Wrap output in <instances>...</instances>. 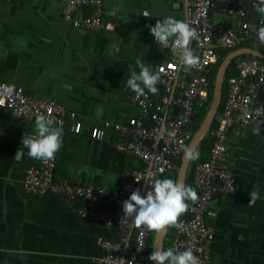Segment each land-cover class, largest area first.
I'll return each instance as SVG.
<instances>
[{
	"label": "crops",
	"instance_id": "0c3cea01",
	"mask_svg": "<svg viewBox=\"0 0 264 264\" xmlns=\"http://www.w3.org/2000/svg\"><path fill=\"white\" fill-rule=\"evenodd\" d=\"M168 15L185 20L183 1L103 0L104 19L114 28L89 32L63 18L60 2L0 0V82L57 102L81 120L78 134L63 127L56 180L112 192L128 179L137 161L115 150L102 123L125 125L136 114L124 90L129 65L140 59L158 71L170 64L172 52L149 35ZM33 122L0 108V264H100L97 240L112 239L114 231L79 217L63 196L22 189L25 168L38 162L21 146ZM223 165L234 192L214 198L206 215L214 230L212 264H264V134L230 128ZM251 191L258 197L250 203Z\"/></svg>",
	"mask_w": 264,
	"mask_h": 264
},
{
	"label": "built area",
	"instance_id": "2783aa9c",
	"mask_svg": "<svg viewBox=\"0 0 264 264\" xmlns=\"http://www.w3.org/2000/svg\"><path fill=\"white\" fill-rule=\"evenodd\" d=\"M54 1L62 4L63 18L77 29L95 32L114 28L104 19L103 0ZM182 1L185 20L199 35V39L189 45L199 57V64L185 71L172 57L168 66L158 70L157 96L132 94L130 100L136 114L125 125L102 123L103 129L112 130L111 143L115 150L137 161L128 179L109 192L56 180L54 159L38 160L24 170L22 189L26 194L63 196L79 217L114 231L112 239L97 240L102 251L97 259L100 264H150L152 231L121 220L122 202L134 190L143 195L153 179H173L176 175L183 148L194 133L193 120L210 102L211 75L220 59V51L247 47L264 52V44L255 36L256 29L264 25L254 7L258 0ZM77 10L87 13L79 19L72 18ZM161 46L170 50L168 46ZM17 89L15 95L0 103L1 109L24 122L34 120L38 113L50 112L54 126L62 122L63 127L70 126L75 134L81 132V120L75 111L48 99L35 98L20 87ZM221 104L217 121L208 132L212 141L207 157L198 160L192 168L190 186L196 190L197 200L187 201L188 208L178 217L177 225L164 241L174 250L190 247L198 264H212L209 245L214 230L206 221L211 204L214 198L234 192L232 174L223 165L230 128L255 129L264 134V60L249 56L234 62ZM170 131L175 135L169 136ZM147 171L152 175L146 176Z\"/></svg>",
	"mask_w": 264,
	"mask_h": 264
},
{
	"label": "clouds",
	"instance_id": "9594fccd",
	"mask_svg": "<svg viewBox=\"0 0 264 264\" xmlns=\"http://www.w3.org/2000/svg\"><path fill=\"white\" fill-rule=\"evenodd\" d=\"M254 7L261 20H264V0H258ZM144 16H147V13H144ZM149 35L160 45L169 47L173 53V61L183 70L188 71L199 64V57L194 55L189 47L191 41L199 39V35L186 20L171 15L164 16L156 20L154 26L149 27ZM255 36L264 44V25L256 29ZM134 63L135 68L129 65L124 90L135 97H144L149 93L155 95L158 92L156 85L160 81L159 71L141 63L140 59H136ZM18 91L14 83L0 82V103ZM63 132L62 122L54 126V118L50 112L38 113L33 122L32 133L22 136L21 146L27 149L29 157L51 161L62 145ZM168 135L174 136L175 133L170 131ZM15 155L19 157V149ZM199 156L196 146L183 148L185 160L196 161ZM151 175L150 171L146 172V176ZM257 197L258 193L251 191L249 202H254ZM189 200L192 202L197 200L196 190L192 186L172 178H155L143 195L134 190L128 199L122 202L121 220L130 221L133 227L143 226L145 230L158 233L167 225H177V219L188 208ZM148 260L154 261L155 264H198V258L190 247L183 250H174L172 247L156 248L150 253Z\"/></svg>",
	"mask_w": 264,
	"mask_h": 264
},
{
	"label": "water",
	"instance_id": "95a60500",
	"mask_svg": "<svg viewBox=\"0 0 264 264\" xmlns=\"http://www.w3.org/2000/svg\"><path fill=\"white\" fill-rule=\"evenodd\" d=\"M246 55V56H254L259 59L264 60V52H260L251 48L242 47L239 49H236L229 54H227L219 64L217 71L215 73L214 82H213V89H212V95L210 102L208 104V107L206 109L205 115L201 122L199 123L197 129L194 131L193 135L189 139L187 146H196L200 144V142L205 138V136L208 134L215 116L217 114V111L220 107L221 101H222V91H223V79L226 72V69L228 65L238 56ZM190 161L185 160L183 158V154L181 156L179 168L177 170L176 180L177 182L184 183L185 181V175L187 172V168ZM169 226H165L160 232H154L153 238H152V244H151V252L155 251L156 248L163 247L164 241L166 239V235L169 230ZM152 264H155L154 261H152Z\"/></svg>",
	"mask_w": 264,
	"mask_h": 264
},
{
	"label": "trees",
	"instance_id": "16d2710c",
	"mask_svg": "<svg viewBox=\"0 0 264 264\" xmlns=\"http://www.w3.org/2000/svg\"><path fill=\"white\" fill-rule=\"evenodd\" d=\"M230 52H232V50H221L220 51V59L216 65V68L215 70L213 71L212 75H211V83H210V91H209V101L211 99V95H212V89H213V82H214V77H215V73L217 71V68L219 66V64L221 63L222 59L227 55L229 54ZM249 56H246V55H241V56H238L236 57L227 67L226 69V72H225V75H224V79H223V91H222V100L224 98V94H225V88H226V82H227V77L230 73L233 72V64L235 61L237 60H240V59H244V58H247ZM221 105L220 104V107L217 111V114L215 116V119H214V122L212 124V127L215 125L216 121H217V115L219 114L220 110H221ZM205 112H206V108L202 109L199 111L198 114H196V117L194 118L193 120V123H192V127H193V130L195 131L199 125V123L201 122V120L203 119L204 115H205ZM211 127V128H212ZM211 138L209 136V133L205 136V138L200 142V144L198 145V150H199V153H200V156H199V159H197L196 161H190L189 165H188V168H187V172H186V175H185V181L184 183L187 184V185H190V182H191V172H192V168L193 166L195 165V163L198 161V160H204L206 157H207V153L209 151V148L211 146ZM188 143V142H187ZM187 145V144H186ZM177 175V173H176ZM176 175L174 176V180H176ZM184 213H182L181 215H183ZM180 215V216H181ZM175 225H170L169 226V230H168V233L166 235V237H169L170 233L173 231V228H174ZM153 233L152 232V236H151V240H150V243L152 244V238H153ZM164 248H167V244L166 242H164V245H163ZM150 264H152V261L150 262Z\"/></svg>",
	"mask_w": 264,
	"mask_h": 264
}]
</instances>
